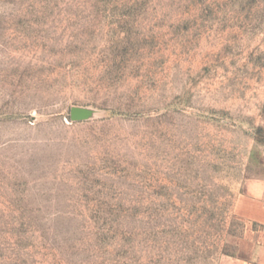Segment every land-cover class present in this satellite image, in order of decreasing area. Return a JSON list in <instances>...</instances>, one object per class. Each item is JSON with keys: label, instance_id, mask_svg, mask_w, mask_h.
Masks as SVG:
<instances>
[{"label": "rangeland", "instance_id": "1", "mask_svg": "<svg viewBox=\"0 0 264 264\" xmlns=\"http://www.w3.org/2000/svg\"><path fill=\"white\" fill-rule=\"evenodd\" d=\"M0 264H264V0H0Z\"/></svg>", "mask_w": 264, "mask_h": 264}, {"label": "water", "instance_id": "2", "mask_svg": "<svg viewBox=\"0 0 264 264\" xmlns=\"http://www.w3.org/2000/svg\"><path fill=\"white\" fill-rule=\"evenodd\" d=\"M74 114H75L74 116H80L81 115V113L78 111L74 112Z\"/></svg>", "mask_w": 264, "mask_h": 264}]
</instances>
